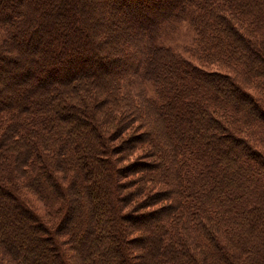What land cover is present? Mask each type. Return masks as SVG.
<instances>
[{
    "label": "trees",
    "instance_id": "obj_1",
    "mask_svg": "<svg viewBox=\"0 0 264 264\" xmlns=\"http://www.w3.org/2000/svg\"><path fill=\"white\" fill-rule=\"evenodd\" d=\"M156 1L120 26V4L87 15L78 34L66 7L0 0V71L26 70L0 95V264L264 263V0ZM182 22L184 52L155 43ZM108 40L122 50L103 60ZM121 124L141 132L137 145L112 143ZM138 146L134 174L122 157Z\"/></svg>",
    "mask_w": 264,
    "mask_h": 264
},
{
    "label": "rangeland",
    "instance_id": "obj_2",
    "mask_svg": "<svg viewBox=\"0 0 264 264\" xmlns=\"http://www.w3.org/2000/svg\"><path fill=\"white\" fill-rule=\"evenodd\" d=\"M98 0H45V4H43V8L46 10H52V9H57V10H61L63 7H66V14L65 16L67 18H74L73 22L68 23L67 30H73L74 32L78 33V34H83L85 31V27H86V23L84 22V17H86L87 15L90 16V18H97L98 16H100L101 14H106V13H110V10H112V6H117L118 4L119 7L114 15V20H116L119 24H117V26H120L123 24V22L125 21V19H123V17L125 16V14H127L126 10L128 9H132V10H137L140 6L143 8H147V6L149 7H155L157 6V1L155 2V0H100L101 2H97ZM138 2L141 4L139 5ZM96 30H99V32H101V34H105V31L107 30L108 32L110 31V22L109 20L105 19V22H99L97 24V26L95 25ZM88 31V30H87ZM192 32L189 28V26L186 24V22H182V24H177L174 23L171 26H168V28H166L162 33L161 36L159 38V41H155V43H160V44H165L168 45L170 47H172L173 50L179 51V52H184L185 49L189 46L191 39H192ZM108 37V36H107ZM108 45L110 44V51L112 52H104V48H106L105 50H107V44H103L104 48L100 50V54H101V58L104 60L107 59H111L112 55L114 54L113 51H115V46L117 45V49H121L120 44L117 42L116 44L113 41H107ZM21 46L23 47H28L26 45V43H22ZM30 51V47L28 48ZM34 50V49H33ZM32 50V51H33ZM122 50V49H121ZM130 51V48H129ZM31 52H29L28 55H30ZM107 55H106V54ZM6 61L1 60L0 59V70L2 68V66L6 65ZM96 61L88 59L87 60V65L84 66H77L75 64L74 68L77 69H83V67H88L91 69V67L96 66ZM117 65L119 67H121L120 63H117ZM125 66V64L123 65ZM25 66L22 65H15L14 68L12 69H7L6 72L2 73L0 71V95L2 94V92L5 90V86L3 85L6 80L8 78H13L14 76H18L22 75V77L24 75H26L25 72ZM24 78V77H23ZM24 80H21V82H23ZM134 86L128 85V84H124L123 83V89L120 91V97H123L125 95H127L128 97H135L134 94L137 93ZM135 92V93H134ZM145 92L149 93L150 89L148 87H145ZM134 93V94H133ZM139 98L136 96L134 98V102L137 101ZM122 104H124V100L121 102ZM97 108H101V105H97ZM125 109V108H124ZM117 124H119V122H117ZM118 129L113 133L114 135L116 134L115 138L112 140V143H120V145H125V143H130V144H134L137 145L138 143L135 144L136 140L134 141H130L132 137H136L137 139L140 138V134L141 132L137 133L135 130H130L129 127H125L124 124H121L119 127H117ZM128 138V139H126ZM140 144V143H139ZM142 144V143H141ZM118 145V144H117ZM133 145V146H134ZM261 145L264 147V144L261 142ZM145 148L143 146H138V147H134V150L130 152V155H128L127 157H122V162H129L130 164H134L135 165V169L134 171H132V173H134L137 169L142 168V160H144L146 158V153L144 152ZM135 174V173H134ZM93 180H97V174H94L92 177ZM82 193L78 192L77 196H78V200L82 202V198L84 197V199H86V197L83 195H81ZM97 200H104L103 194H99L97 193L96 195ZM26 200H28L29 205H31L33 207V209L42 217H45V206L43 205V203H41L40 201L37 200V198L33 195H26L25 196ZM138 199H135L134 201H132L133 203L129 204L127 206V210L128 212H135L137 210V205H135L138 201ZM27 202V201H26ZM94 201H90L89 202V207L90 204L93 205ZM152 201H150L151 203ZM142 204V203H141ZM158 206V203L152 205V206H148V207H142L140 209V214L139 215H135L137 216V220L133 219V223H131L132 220H128L126 221V223H131V225L128 226H132V225H139L143 222V219L141 216L142 213H144L147 210H151L153 208H156ZM136 218V217H135ZM122 223V220H120ZM117 220V222H120ZM147 221V220H144ZM134 222H137L134 223ZM132 226V227H136V226ZM121 230H122V225H120ZM27 244L26 241L21 242L20 247H22L21 251L26 254L27 252L23 250V247ZM43 243H40V246ZM46 245V242L44 243ZM144 243L140 244H133V243H129V242H125L123 244L124 246V251L130 252V250L132 248H138L140 246H144ZM47 245H50L49 242H47ZM28 246V245H27ZM143 247V248H144ZM142 248V249H143ZM40 251V249H38ZM136 253V252H134ZM40 263L39 264H48L47 261H45L43 259L42 256L39 257ZM136 260V259H135ZM264 264V263H263Z\"/></svg>",
    "mask_w": 264,
    "mask_h": 264
}]
</instances>
